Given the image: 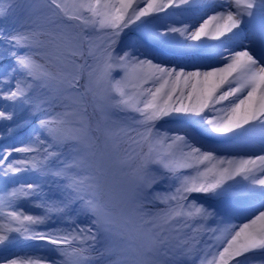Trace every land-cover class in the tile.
Listing matches in <instances>:
<instances>
[{
  "label": "snow or ice",
  "instance_id": "1",
  "mask_svg": "<svg viewBox=\"0 0 264 264\" xmlns=\"http://www.w3.org/2000/svg\"><path fill=\"white\" fill-rule=\"evenodd\" d=\"M0 264H264V0H0Z\"/></svg>",
  "mask_w": 264,
  "mask_h": 264
},
{
  "label": "rangeland",
  "instance_id": "2",
  "mask_svg": "<svg viewBox=\"0 0 264 264\" xmlns=\"http://www.w3.org/2000/svg\"><path fill=\"white\" fill-rule=\"evenodd\" d=\"M5 26H7V25H5ZM171 126H172V127H186V126H184V125H171ZM190 131H192V134H193V135H198V133H197L195 130L190 129ZM21 139H23V134H21ZM257 154H258V153H257ZM194 197L197 198V199H202L201 197L196 196V194H194ZM24 207H25V209H26L27 211H29V212H37V211H38L37 209L30 207L29 205H24ZM26 251H27V250H26Z\"/></svg>",
  "mask_w": 264,
  "mask_h": 264
},
{
  "label": "bare ground",
  "instance_id": "3",
  "mask_svg": "<svg viewBox=\"0 0 264 264\" xmlns=\"http://www.w3.org/2000/svg\"><path fill=\"white\" fill-rule=\"evenodd\" d=\"M252 143L255 145V147L250 149V151H255L259 154V147H260L259 138L254 139Z\"/></svg>",
  "mask_w": 264,
  "mask_h": 264
}]
</instances>
